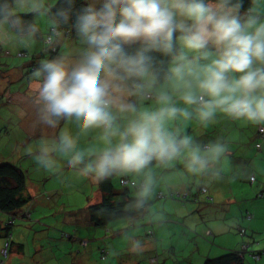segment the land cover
<instances>
[{"label":"clouds","instance_id":"9594fccd","mask_svg":"<svg viewBox=\"0 0 264 264\" xmlns=\"http://www.w3.org/2000/svg\"><path fill=\"white\" fill-rule=\"evenodd\" d=\"M67 4L57 15L65 23L74 17L86 48L74 62L42 60L33 72L38 119L56 128L74 118L79 132L96 131L103 147L79 150L65 130L58 142L40 147L36 159L45 170L55 163L50 152L69 157L73 168L94 156L81 174L102 181L114 172L139 173L153 160L171 161L187 149V167L195 173L218 160L225 146L211 144L202 152L170 128L173 122L194 117L207 126L222 114L264 124V0H251L244 11V0ZM42 10L48 11L45 0H0V30L20 28ZM29 31L34 34L35 26ZM148 192L146 183L141 196Z\"/></svg>","mask_w":264,"mask_h":264},{"label":"trees","instance_id":"16d2710c","mask_svg":"<svg viewBox=\"0 0 264 264\" xmlns=\"http://www.w3.org/2000/svg\"><path fill=\"white\" fill-rule=\"evenodd\" d=\"M89 2H91V0H75V5L77 8H79L81 5H85ZM250 4L251 0H244V8L242 9V11L246 10L250 6ZM45 7L48 9V11L44 12V17H38L39 14L29 15L25 17V23L20 28L11 29L17 35L25 36L30 34L29 24H32L36 28V31L33 34L35 39L41 40L42 45H39V47L41 48L39 51H35L32 49L29 50L32 53H29L28 51H23L24 49L22 47H19L16 54V56L21 61L17 70L19 68H23L22 78L24 75H26L27 77L29 76L28 82L30 85L31 82L38 83V80L37 78L30 80V76L33 77V75H28V73L31 74L36 69H38L42 60L64 56L63 51L67 49L66 52L68 54V57H64H67L68 59H70L69 61L74 62L79 58L82 51L86 48V45L75 31L74 17L70 15L68 21L65 23L57 15V11L59 9L68 7L67 0H53L51 3L47 2V5H45ZM48 39L49 41H47ZM10 55L11 52L9 53V56ZM154 55L159 60H167V58L161 56V54L157 53ZM25 56L28 58L23 59ZM148 103H150V101H145V105H147ZM222 116L224 117V120L226 119L228 121L232 129H234V124L237 125L236 131L237 134H239L235 139L237 143V145L235 143L236 147H245V145L248 144L247 146L250 149H253L251 150L250 154L255 155L258 160H261L264 157V153L262 154V152L259 151L261 149L262 143V141H259L260 138H264V124H254L255 127H257L256 136H254L255 138L253 140H250L253 138V136H250L251 133H245V126H247V124L249 125L253 123L243 120H232L227 116ZM240 122H243L246 125H240ZM209 125H215V123L208 124L207 126L209 127ZM65 130L69 131L70 134L77 139V144H83L87 142L91 148H95V146L97 145L96 140L98 133L96 134V131L85 134L80 133L74 118L71 120H62L60 121L58 127L53 128V134L55 138L58 140L60 133ZM32 134L34 133H31L29 135L31 136ZM29 135L26 133L25 139H28ZM23 144L26 143L24 142ZM194 145L199 146L202 152L209 146L208 141L206 142L204 140H199L196 142L194 141L193 146ZM12 149L13 147L9 149V151H11ZM13 152V155L9 154V158H14L15 154L32 158L36 154H31L29 153V151L24 153L15 150ZM187 152V149L181 150L180 154L171 161L153 160L139 173L114 172L105 180H95V192L97 196L100 195V199H95L94 201H92L94 193L90 187L87 188V190H89L88 193H85V191L81 193L82 195L79 199H82V201L76 204L74 210H71L70 218L72 217V220L80 218L86 225L103 230L105 233V238H109L112 235V225H114L116 222L125 221L128 223V227L126 228L128 232H130L131 229L135 226L134 229L141 230L142 237L145 236L144 238L146 239V236L149 237L150 235V221H147L146 217H150L153 214L150 213V210L154 209L153 205L155 201L161 200L163 198L167 200L169 196L174 202H176L177 200L182 204L185 201L189 202L187 204L192 207V210L190 212H192L193 214L199 212L203 205L213 206L216 207L214 209H216V211L218 212V216L214 218L213 222L217 224L221 222L220 224H222V226L226 228L225 233L233 236L234 239V235H240L241 237H245L246 239H248V241H242V245H240L239 249L230 248L228 250H225L223 253L218 255V257H204L203 264H246L247 259H250L249 256L252 260H258V262H261V260L264 259V238H260V236L263 235L262 228H260V230H257L258 228L255 229V225L252 223V220H254L253 214L247 212L245 210V207H243L241 203L240 211L236 212L234 209H231V207H233V203L236 202V199L230 198L231 196L226 198V200H222L221 204H219V202H217L216 199H214V197L209 193L210 188L208 187L210 185H204L206 182L205 180V182L202 181L204 178L200 179L199 184L194 180L195 176H199L200 174L204 176L203 172H205V169H208V165L202 171L193 173L189 171L187 165L184 166V163V165H182V163L178 162V160L185 159L182 153L187 154ZM52 154H54V160H56L53 168L59 167L62 164H68L69 157L60 156L54 152H50L48 154V157H50ZM6 155L8 156V153ZM7 156H4L3 158H8ZM260 156H262V158ZM3 158H1L0 160V213L5 214V216L7 217V221L0 227V237L4 239L8 247H10L14 244L13 242H8L11 238L12 228L15 224L14 221L16 219L29 221L32 217L31 210L33 211V209L36 207L35 201L39 200L37 197H34L29 193L27 183H29V185H32L33 188H35V186L40 187L42 185H37L35 180H31L29 182V176L27 175L26 170L22 169L19 161H17L18 163H16V161L14 160L9 161V159ZM89 159H95V157L92 156L85 158L87 162H89ZM245 164L247 165L244 167L249 168L248 163ZM82 166L84 167V164ZM244 167H242V169H244ZM181 168H183L182 173L179 172ZM253 169L249 170V174L251 176H248V183L250 186H252L255 182H258L256 175L257 173L259 174L264 170V166H256V168L254 170ZM38 170L41 172V174H44L43 178L40 179L41 184H44V186H42V188L44 187V191L43 193L40 191V195H44V199L47 200V202H44V199L41 201L49 206L50 198H48V194H51L52 192L49 191L50 186L46 187V185L48 184L47 181L50 180V176L52 173L51 170H42L39 167ZM175 171H177L178 173L177 177L174 174H170ZM169 174L170 176L168 181ZM192 177L193 179H191ZM146 183H148L149 192L147 196L142 197L141 192L143 191ZM163 185H165L166 188L165 186L163 187ZM165 189H167V191H165ZM213 189H215L214 186ZM262 191L263 190H261L260 192ZM259 195L261 196L260 198L264 196L262 193ZM172 198H176L177 200H174ZM214 200L216 202H214ZM241 201L245 203V200ZM157 205L160 204L157 203ZM186 206H184L183 208H185ZM204 209L211 208L204 207ZM72 220L69 219V222L71 223ZM210 231L203 230L199 234H203L205 237L210 238L212 241L214 236ZM65 236L68 235L65 234ZM258 237L261 240H259ZM203 238V236L198 237L199 240H203ZM17 247L19 252H21L24 245L18 244ZM105 250L107 251V248H105Z\"/></svg>","mask_w":264,"mask_h":264},{"label":"rangeland","instance_id":"374dc122","mask_svg":"<svg viewBox=\"0 0 264 264\" xmlns=\"http://www.w3.org/2000/svg\"><path fill=\"white\" fill-rule=\"evenodd\" d=\"M45 5H47V1H45ZM262 8H264V4H262ZM39 40L40 39H35L34 35L31 33L29 35L19 36L16 33H14L11 29L0 30V160L1 157L5 156L7 153L10 152L9 149H11L12 147L13 149L16 148L17 151H21L24 153L28 151L31 154L36 153L32 158L25 156L19 157L18 154H15V157L11 159L20 162L22 169L26 170L27 175L29 176L28 177L29 182L31 180H35L37 185L44 186V184H41L40 182V179L43 178L44 174H41V172L38 170V167L42 170H45V168L41 164H32V163L39 162L37 161L36 157L42 155V153L40 152V147L43 144L46 143L50 145L53 141L58 142V140L53 135L51 136L53 138L51 140L50 138L47 137L46 133L50 132L51 127L49 125H43V123L40 121H39L40 124H38V127L36 128L37 132L35 134H32L31 136L29 135L28 139L27 138L25 139L26 133H24L21 128L22 127L21 122L23 121V117H26L25 110L22 108L20 103L18 102L15 103V101H10L13 98L15 99V97L17 96H11V95L9 96V94L13 92L18 96H26V97L29 96V99L33 100L32 101L33 111L37 112L36 90L38 86L34 87L33 84L35 83L33 82H31L32 86L29 84L28 82L29 76L27 77L26 75H24L22 78L23 68H19L17 70V68L19 67V63L21 61L16 56V54L19 47H22L24 49L23 51H28L29 53H32L29 51L32 49L35 51H39L41 49L39 45L40 44L42 45L41 40L40 41ZM66 51L67 49L63 51V54L64 56L68 57ZM10 52L11 55L9 56ZM25 58L28 57L25 56L23 59ZM32 74L33 73L31 74L28 73V75H32ZM30 77H31L30 80L31 79L33 80L35 78L34 76L33 77L30 76ZM31 92L33 93V97L31 96ZM19 99L20 98H18V100ZM23 106L24 107L29 106V110H30V105L24 104ZM26 113L28 116L29 111H26ZM19 116H20V120L17 119V117L19 118ZM35 117H37V115ZM183 121L184 120L181 119L179 123L183 124ZM7 122L12 123L13 129L10 132L6 133L3 129H1V127L7 125L6 124ZM1 133L3 135H1ZM96 141H97V145L95 146V148H91L87 142L83 144L81 143L77 144V148L79 150L82 149L85 151H93L99 149L98 147H100V143L98 142V140ZM24 142L26 144H23ZM182 154L187 156L186 153H182ZM51 156L49 158L51 160H54V154H52ZM13 160H9V161H13ZM3 161H7V160H3ZM241 162H243L242 167L247 165L244 164V160H242ZM86 163H88L87 160H84L82 163L76 165L74 168L69 166V167H64V169L62 170H58L57 168L53 169V172L50 176V180L47 181L48 184L46 185V187L48 186L55 187L54 190L55 193L52 192L51 194H48L49 195L48 198L49 197L51 198V201H49L50 205L48 206L47 204H44L43 201H41L43 199H39L38 201L36 200L37 205L33 209V211L31 210L32 217L30 218L29 221H24L21 219H16L14 221L15 224L13 225L12 228L11 238L8 241V242H13L14 244L8 247L6 241L0 238V248H1L0 264H35V262H38L40 264H64L66 262L65 259L69 260L71 254L68 253L67 250L69 249L68 246L73 248V245H75V243L72 240L67 239L68 236L63 237L61 232H58L55 229L57 225L61 223L62 218L66 216L63 213L68 212L69 210H74L76 204L82 201V199H79L81 198L82 195L81 193H83L84 191L86 193L89 190H87L86 187H83L80 194L75 196V199H73V194L71 193H70V197L68 194L58 197L65 186L72 184L71 182H62L61 177L64 176L68 179L72 176H77L76 179L78 182L80 180L86 181L87 179L92 177L91 174H89L88 176H84L81 174V171L83 169L82 165L83 164L85 165ZM244 169L245 170L247 169V171L250 170L247 167H245ZM222 171L223 173H225L224 169H222ZM179 172L182 173L183 168H181ZM228 173L229 175L232 174V172L229 171ZM170 174L171 175L174 174L176 177L178 176L177 171ZM170 174L168 175V181ZM242 176H243V172L238 176H233L231 180L237 183V185L241 186L242 190H246V188L250 190L251 186H249V183H247L246 185L245 180L240 179ZM205 177L206 176L203 177L195 176L194 180L199 184L200 179ZM191 179H193V177ZM42 186L40 187L35 186V192L37 190H40L43 193L44 187L42 188ZM164 186L165 185H163V187ZM226 188L224 190L222 188H219L220 191L219 194L223 193V191L226 192L227 191ZM56 189H59V191H56ZM165 191H167V189H165ZM213 191H215V189ZM235 196L236 195L232 194V197ZM245 197L248 198L247 195H245ZM172 199L177 200L176 198H172ZM214 202L216 201L214 200ZM156 203H159L160 205L166 204V209L168 211L167 212L168 223L175 221L174 215L176 214H174L173 212L177 206L183 208L184 206L189 205L187 204L189 202L186 201L183 204L179 203L178 200L174 202L173 200H171V197L169 196L167 200L163 198L161 200L155 201L154 205ZM240 203L244 204V202H242L241 199L237 198L236 202L233 203V207L230 206L231 209H234L236 212L240 211ZM204 207H208L211 209H204ZM214 208L216 207L203 205L199 212H196L195 214H193L192 212L188 213L187 216L190 217L188 221L195 219L191 217L201 218L204 214H206L205 216L208 217L210 211L213 210ZM152 212H153L152 215L155 216L154 211ZM180 213H184V211L181 210ZM0 215L3 216L4 218L6 217L5 214L3 213H0ZM163 216H165V213L163 211H160L159 213L156 214L153 220L156 221V223H152L151 221L150 224L149 222L150 235L149 237L146 236V240L153 243V245L156 244L157 239L155 235L159 229V225H162L163 229L165 230V234L164 235L160 234L159 238L165 240V242L163 243L164 246H167V241H168V249L163 247L160 248V255L153 254V259L149 261L151 264L152 261L155 262V264H163L161 262L162 260H164L163 258L165 259L167 258V261L164 262V264H203L204 260L202 256L204 255V253L209 251L211 255H215L218 252V249H215V247L213 248L207 247L208 243L213 244V240L211 241L210 238L205 237L203 234H199L198 233L199 230L197 229L191 230L189 226L188 227L186 226L185 231L181 232L180 229L178 228L172 226L168 227V225L160 223L163 220L162 219ZM70 219L72 220L73 218L71 217ZM197 220L201 226L202 220L201 219H197ZM127 227H125L124 229L126 230ZM191 227L199 228V226L197 225L195 226V224L191 225ZM111 232H113L112 235L109 238H105V233L103 230H101L98 239L89 242L91 246H94L100 242H103L105 244L107 251L99 253V259L104 262L101 264H109V263L119 264L120 261L122 260L121 253H119L118 250H116V248H117L118 239L122 240L124 234L122 233L119 234L118 230L113 228L111 229ZM126 232H128V230H126ZM157 233H161V232H157ZM197 236L198 237L203 236L204 238L203 240H199ZM76 237L79 241V242L76 241V245L80 248H83L86 251L88 249H85L84 247L87 246L88 241L82 240L81 238L86 237L92 240L93 232L83 229L81 230L80 235L76 234ZM234 237L235 240L229 243V247L231 249H239L240 245H242V241L243 242L248 241V239H246L245 237H241L240 235H234ZM263 237L264 235L262 236V238ZM125 239L127 240L128 238ZM80 241L87 243L85 245L84 244L81 245ZM109 242H113L114 244L110 246L108 245ZM18 244L24 245L23 250L21 252H19L18 250L17 247ZM214 244H216L217 247H221L225 244L228 245V243L223 238H220L219 240H217V242H214ZM121 246L127 247V242L126 241L122 242ZM76 254H77V249H76ZM110 257L112 258L110 259ZM249 258L251 259L250 256ZM250 259H247L246 264H264V259H262L261 262H258V260L254 261Z\"/></svg>","mask_w":264,"mask_h":264},{"label":"crops","instance_id":"0c3cea01","mask_svg":"<svg viewBox=\"0 0 264 264\" xmlns=\"http://www.w3.org/2000/svg\"><path fill=\"white\" fill-rule=\"evenodd\" d=\"M48 3H51L53 0H45ZM44 14H39L38 17H44ZM34 87L38 86V83L33 84ZM33 92V90H32ZM31 92V96L33 97V93ZM30 94V93H29ZM17 96L15 97V99H11L10 101H15V103H20L22 108L25 110V114L26 117H23V121L21 122V128L22 131L24 133H27L28 135L31 133H36L37 132V127L39 123V119H38V115L37 112L33 111V106H32V101L29 99V96H18L17 94L10 93L9 96ZM18 98H20L18 100ZM30 103V104H29ZM151 103V102H150ZM24 104H28L30 105V110H29V106L28 107H24ZM149 104V103H148ZM182 106V105H181ZM26 111H29L28 116ZM37 115V117H35ZM2 118V117H1ZM18 120H20V116L19 118L17 117ZM181 119H178L177 121L173 122L170 125V128L173 130L179 129L180 135L184 136L187 135L189 137H191L192 141L196 142V141H208V144H215V143H220L222 145L225 146V152L221 155V157L216 160V161H210L208 164V169H205L204 176H206L202 181L205 182L204 185L209 186L208 188H210L209 193L213 196L214 193V199H216L217 202H219V204H221L222 200H226V198L230 197L233 199H241V200H245V203L242 204L243 207H245V210L251 214H253L254 220H252L253 224L255 225V229L260 230V228H262V233L264 235V196L262 198H260L261 196L259 194H263L264 195V170L262 172H260L259 174L257 173L256 177L258 179V182H255L252 186L251 189L248 190V188H246V190H242L241 186L237 185V183L233 182L231 179L233 178V176H238L243 172V176L240 178L242 180H245V184L247 185V181H248V176L250 175L249 171H247V169H242V164L243 162H241L242 160H244V164L248 163L249 169L252 170L253 168L255 169L256 166H260L263 165L264 166V157L262 158V156H260L262 159L258 160L257 157H255V155L250 154L251 150L246 144L245 147H241V146H237L236 143V138L238 136L236 128L237 125L234 124V129H232L231 125L228 123V121L225 119L221 114H217V116L214 119L215 125H209L208 126H202L200 125L195 119L194 117L187 120V121H183V124H180L179 121ZM197 122V123H196ZM7 125L1 127V129H3L6 133L10 132L12 130V123L11 122H7ZM211 124V123H210ZM45 125V124H43ZM240 125H246L243 122H240ZM199 126V127H198ZM51 127V126H50ZM245 133H251L250 136H253L252 139L253 140L256 136V131H257V127H255L254 124H247V126H245ZM9 134V133H8ZM97 134V132H96ZM1 135H3L1 133ZM48 138H52L51 136L53 134V128L51 127L50 132L46 133ZM55 137V136H54ZM91 140V139H90ZM261 149L259 150L260 152H262V154L264 153V138H260L261 142ZM236 143V145H235ZM195 146V145H194ZM103 145L100 144L99 148H102ZM236 147V148H235ZM250 149V150H249ZM15 149H13L12 151H10L8 153V158H3V159H9V160H13L11 158H9V154L13 155L15 151ZM39 151V150H37ZM20 157V156H19ZM181 157V156H180ZM188 156L184 155L185 159H181L178 160L179 163H182V165L186 166L188 165ZM181 161V162H180ZM16 163H18L16 161ZM184 163V164H183ZM263 163V164H262ZM37 164H39V162H37ZM179 166V165H178ZM253 168H252V167ZM64 167H69V164H62L59 167H54L57 168L58 170H62L64 169ZM53 168V169H54ZM206 168V167H205ZM235 168V169H234ZM245 168V167H244ZM222 169H224L225 173H223ZM234 169V170H233ZM253 169V170H254ZM229 172H232L231 175H229ZM53 172V170H51V173ZM207 173V174H205ZM202 176L203 175H199ZM251 176V175H250ZM209 177V179H208ZM77 176H72L70 178H66L64 176L61 177L62 182H71V185H67L62 189V192L60 193V196L68 194L70 197V193L73 194V199H75V196L80 194V190H82L83 187L86 188H91L93 193H94V197L92 199V201H94L95 199L99 200L100 195L97 196L96 192H95V179H93V177L87 179L86 181H82L80 180L79 182L77 181ZM205 180V181H204ZM242 182V181H240ZM215 187V191H213V186ZM256 185V186H255ZM27 186L29 188V193L34 196L37 197L38 199H44V195H40V190H37L35 192V188L32 187V185H29V183H27ZM250 186V185H249ZM227 189L226 192L223 191V193L219 194V188H222L223 190L225 188ZM212 188V189H211ZM55 187L50 186L49 191L54 192ZM261 190H263L262 192H260ZM56 191H59V189H56ZM65 192V193H64ZM67 192V193H66ZM55 193V192H54ZM88 193V192H87ZM153 194V191H152ZM232 194L236 195L235 197H232ZM229 195V196H228ZM245 195L248 196V198L245 197ZM258 195V196H257ZM153 196V195H152ZM50 198V197H49ZM44 202H47V200H43ZM51 201V198H50ZM43 202V203H44ZM87 202V201H86ZM36 205L37 202L35 201ZM84 204V203H82ZM86 205V203H85ZM35 207V206H34ZM196 207V206H195ZM154 209L150 210V213H153L152 211L155 212V216L157 213H159L160 211H163L165 213V216L162 217V222H160L161 224H166L175 228L180 229L181 232L185 231V227L189 226V228L191 230L193 229H197L199 230L198 233H200L203 230H211L210 232L213 233V244L214 242H217V240H219L220 238L225 239V241L228 243V245H223L221 247H217L216 244L212 245V244H207V247H215V249H218V252L215 255H211L210 252L208 251L206 254H204L202 256V258L204 257H215L220 255L221 253H223L225 250L230 249L229 247V243L231 241H234L235 239L233 238V236L225 233L226 232V228L222 226V224L220 223H214L213 220L215 217L218 216V212L216 211V209H213L210 211L209 216L206 217L204 214L201 218H197V217H191V218H195L191 221H188L190 218L187 217V213L190 212L192 210V207L190 205L186 206L185 208H181L179 206H177L174 209V215L175 216V221H172L170 223H168V211L166 209V204H164L163 206L157 205V203L153 206ZM183 210L184 213H180V211ZM216 212V213H215ZM70 213L71 210H69L68 212H64L63 214L66 215L65 217L62 218L61 223L59 225H57L56 227V231L61 232V234L63 235V237L65 236V234L68 235L69 240H72L75 245H73V248H71L70 246H68L69 249L68 253L71 254L69 257V260L65 259L66 262L64 264H101L104 263L103 261H101L99 259V253L102 250V248H106L105 244L103 242L97 243L94 246H91V244H89V242L98 239V236L101 232V230L99 228H93V226H88L84 223V221L80 218L72 220L71 223L69 222L70 219ZM155 216L151 215L150 217H146L147 221H152V223H156V221H153ZM4 219V221H3ZM197 219H201L202 223L201 226L198 222ZM3 221V222H2ZM7 221V217H3L0 215V227ZM204 221V222H203ZM206 221V222H205ZM41 223V222H40ZM44 224V223H42ZM195 224V226H199V228H193L191 227V225ZM128 223L125 221H121V222H116L114 225H112L113 229H117L119 234H124L123 235V239L119 240L118 239V243H117V248L116 250H118L119 253H121V257L122 260L120 261L119 264H151L149 261L153 259V254L155 255H160V248H167L168 249V241H167V246H164L163 243L165 242V240L160 239V234L164 235L165 234V230L163 229L162 225H159V229L157 232H161V233H157L156 232V244L153 245V243L147 241L144 237H142V231L141 230H135L134 229V224H133V228L131 232H126V230L124 229L125 227H127ZM87 230V231H92L93 232V239H88L86 237L81 238L82 240H87V246L84 247L85 249L88 250H84L83 248H80L76 245V241H78L76 234L80 235L81 230ZM70 232V233H69ZM159 234V235H157ZM262 235V236H263ZM262 236H260V238H262ZM1 238V237H0ZM125 238H128L127 240ZM259 237L258 239L261 240ZM264 238V237H263ZM262 238V239H263ZM124 241L127 242V247H122L121 243ZM82 241H80L81 244ZM114 243L113 242H109L108 245L112 246ZM263 244V243H262ZM82 245V244H81ZM210 245V246H209ZM216 245V246H215ZM76 249H77V254H76ZM1 250V248H0ZM165 250V249H164ZM62 256V255H61ZM112 257H110L111 259ZM74 259V260H72ZM164 260H162L161 262L164 264V262L167 261V258H163ZM35 264H40L38 262H35ZM111 264V263H109ZM152 264H155V262L152 261Z\"/></svg>","mask_w":264,"mask_h":264},{"label":"bare ground","instance_id":"6f19581e","mask_svg":"<svg viewBox=\"0 0 264 264\" xmlns=\"http://www.w3.org/2000/svg\"><path fill=\"white\" fill-rule=\"evenodd\" d=\"M47 41H49V39Z\"/></svg>","mask_w":264,"mask_h":264}]
</instances>
